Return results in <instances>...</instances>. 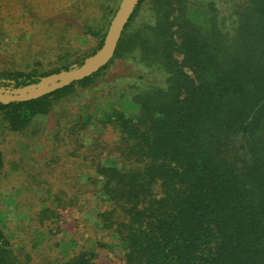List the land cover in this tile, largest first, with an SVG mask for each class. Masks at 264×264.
<instances>
[{"label":"trees","instance_id":"1","mask_svg":"<svg viewBox=\"0 0 264 264\" xmlns=\"http://www.w3.org/2000/svg\"><path fill=\"white\" fill-rule=\"evenodd\" d=\"M69 1L75 11L84 0ZM146 1L152 17L142 10ZM229 1H140L115 55L149 68V77L138 75L132 114L112 107L63 123L61 107L93 86L115 57L41 97L0 102V122L31 139L47 134L44 122L55 117L49 174L69 171L76 149L68 132L95 125L84 186L105 204L95 224L125 264H264V0ZM86 59L51 71L0 70V87H25ZM4 165L0 147V173ZM68 187L78 199L79 186ZM49 199L42 226L13 238L0 227V264H100L95 249L52 234L43 220L61 213Z\"/></svg>","mask_w":264,"mask_h":264},{"label":"rangeland","instance_id":"2","mask_svg":"<svg viewBox=\"0 0 264 264\" xmlns=\"http://www.w3.org/2000/svg\"><path fill=\"white\" fill-rule=\"evenodd\" d=\"M66 1L55 4L53 0H0V70L51 71L69 61L88 58L101 48L102 35L106 34L121 0H84L75 11L70 8L73 1ZM147 2L142 10L152 17ZM132 57L117 55L93 86L81 90V95L62 106L64 125L75 123L81 115L83 121L88 114L103 115L112 107L128 114L135 112L138 106L133 97L138 92V75L146 73L149 77L150 72ZM44 123L49 127L47 134H35L31 139L0 122V147L5 155L0 173V227L13 238L42 226L43 203L50 198L52 211L61 213L51 217L49 211L50 218L43 220L52 227V234L57 231L58 237L70 244L77 242V248L95 249L100 264H125L119 248L95 224L96 211L104 209L105 204L101 203L98 191L89 194L84 186L90 181L84 171L90 163L85 155L98 129L88 125L68 132L76 152L68 161L69 171L57 175L44 172L53 149L55 117L51 115ZM69 183L79 186L78 199L72 200L74 189H69ZM60 189H65L62 199H54L52 195ZM12 240L16 245V240ZM22 244L18 242V246Z\"/></svg>","mask_w":264,"mask_h":264},{"label":"water","instance_id":"3","mask_svg":"<svg viewBox=\"0 0 264 264\" xmlns=\"http://www.w3.org/2000/svg\"><path fill=\"white\" fill-rule=\"evenodd\" d=\"M141 0H121L109 24L101 48L79 67L44 76L21 88L0 87V102L27 101L41 97L88 77L106 66L116 55L124 30Z\"/></svg>","mask_w":264,"mask_h":264}]
</instances>
